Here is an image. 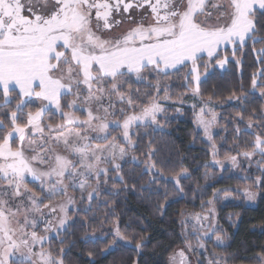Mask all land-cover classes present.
<instances>
[{
	"label": "snow or ice",
	"instance_id": "6c2138e0",
	"mask_svg": "<svg viewBox=\"0 0 264 264\" xmlns=\"http://www.w3.org/2000/svg\"><path fill=\"white\" fill-rule=\"evenodd\" d=\"M123 25L127 27L117 31ZM261 33L264 0H0V264H66L68 249L54 251L50 234L67 230L70 211L87 214L103 193L107 205V197L127 188L124 164L142 142L147 159L133 155L131 160L152 174L150 184L160 176L184 192L181 180L187 179L188 169L164 177L155 159L160 148L153 133L165 131L159 118L174 102V74L185 89L179 97L199 100V111L197 104L191 107L197 128L211 145L213 165L223 170L228 161L236 169L243 158L250 167L260 157V174L241 177L252 181L242 192L255 201L258 189H264V105L252 109L246 121L243 111L236 112L230 122L237 121V152L218 159L216 102L203 96L201 84L213 62L224 68L231 59L240 66L251 47L260 65L251 75V91H233L227 100L246 109L250 95L264 98ZM56 115L58 121L53 120ZM141 127L151 132H137ZM117 128L121 132L112 136ZM249 136L253 139L242 140ZM109 180L124 188L104 187ZM33 183L36 187H30ZM167 197L165 190V201ZM204 203L211 207L181 220L184 248L170 254V264H191L192 253L207 252L203 238L213 232L216 245L225 246L217 232L214 201H202V207ZM157 209L162 214L164 205ZM89 219L95 220V214L85 215L82 222ZM189 222L196 245L188 239ZM110 231L113 239L105 252L119 241L134 244L137 251L144 246L145 237L134 241L118 221ZM100 238L95 232L85 237L93 243ZM229 258L213 251L197 264H228ZM252 259L264 264V250Z\"/></svg>",
	"mask_w": 264,
	"mask_h": 264
},
{
	"label": "trees",
	"instance_id": "16d2710c",
	"mask_svg": "<svg viewBox=\"0 0 264 264\" xmlns=\"http://www.w3.org/2000/svg\"><path fill=\"white\" fill-rule=\"evenodd\" d=\"M261 46L256 45L257 48ZM240 55L238 52L237 56ZM242 60V65L237 66L230 59L223 70L218 69L213 62L211 72L201 84L203 96L205 98L211 96L220 104L218 129L214 134L219 158H224L226 154L235 155L237 152V149L233 148L236 136L233 129L237 121L230 122L236 112L243 111L246 121L252 109L259 111L261 105H264V98L258 93L249 96L246 109H242L235 101L227 100L233 91L238 95L242 91L244 93L251 91V75L260 65L256 63L251 47L245 50ZM171 79L174 83L170 92L173 100H176L185 89L180 86L176 74ZM133 87L140 88L141 91L146 89V85L143 84H134ZM166 109V113L160 118L165 131L153 133L155 143L160 148L155 159L157 167L163 170L164 177L173 176L181 168L188 169L187 179L181 180L184 192L180 193L176 190L173 180L160 176L155 177L157 181L155 184H150L153 176L150 173H143V163L135 165L132 170L126 167L124 176L127 188L118 195L107 197L110 201L107 205L102 202L107 196L103 193L99 200L93 201L92 210L87 214L74 212L67 230L51 240L52 247L59 249L63 246L68 249L66 264H133L134 261L136 264H164L168 254L179 242L174 215L178 211L180 201L184 202L185 208L198 210L202 207V201L213 199L214 190H220L217 195L232 193L252 182L241 177L250 173L254 178L260 174L254 166L256 161L260 160L259 156L253 158L250 167L246 160L240 158L239 168L226 167L223 170L214 168L210 164L209 146L195 127L193 111L188 107H182L180 112H177L173 106ZM243 126L241 124V127ZM136 131L151 132V129L141 127ZM148 138L144 137V141ZM244 139L251 140L253 137H242V140ZM241 147H244L243 143ZM134 151L141 161L147 159L142 155L143 142ZM261 163H264V160H261ZM113 184L118 188H124V185L115 180H109L104 187L111 189ZM165 190L168 193L167 201L164 198ZM258 191L259 195L252 205L242 202L238 205L216 207L218 229L221 230L225 244L220 251L222 254L230 255L228 261L231 264H254L252 258L264 246V189ZM158 204L164 205L162 214L157 209ZM206 204L204 203L203 206ZM105 213H108L107 216ZM231 213L234 215L233 218L236 217L237 222L230 225L226 218ZM93 214L96 216L95 220L82 222L85 215L91 217ZM116 219L121 231L132 237L134 241L141 237L146 238L144 246L139 251L133 246L122 245L120 242L111 250L103 251L113 239L110 230ZM93 232L98 237L104 238L97 239L95 243L85 239ZM61 239L64 241L63 245L60 244ZM89 252L92 253L91 257L88 256Z\"/></svg>",
	"mask_w": 264,
	"mask_h": 264
},
{
	"label": "rangeland",
	"instance_id": "374dc122",
	"mask_svg": "<svg viewBox=\"0 0 264 264\" xmlns=\"http://www.w3.org/2000/svg\"><path fill=\"white\" fill-rule=\"evenodd\" d=\"M124 27H127V25H123L121 27V29H117V31H120L122 30V28ZM218 69L220 70H223L224 68H220L219 66H216ZM211 69H212V66L210 65L208 67V70H207V74L211 72ZM201 71L203 72L204 71V68L203 66L201 67ZM205 77H202V80L204 79ZM180 99L183 100V103L180 102ZM174 102H169L166 107H169V106H173L175 107V109L179 108L181 110L182 107H188L190 108L192 111V107L191 105L192 104H197V108L195 111H199V100L198 99H193L191 95H187V96H184L182 98H178L176 100H173ZM220 108V104L219 103H216L215 104V111L218 113V109ZM193 114H194V111H193ZM161 118V117H160ZM159 118V119H160ZM60 118L58 115L54 116L53 117V120L54 121H58ZM194 123H195V120H194ZM162 124V123H161ZM163 125V124H162ZM195 127L196 129L201 133L202 135V138L203 140L208 144L209 146V154H210V164L214 167V168H217L219 170H221V168L217 165H213L211 163L212 161V155H211V145L209 142L206 141V139L203 137V132L201 129H198L197 128V125L195 123ZM217 129H218V121H217V126L213 129V136L214 134L217 132ZM121 132V129L117 128V129H113L111 130V134L112 136H117L119 135V133ZM111 138V137H110ZM103 142V141H101ZM135 155V151L134 150H130L129 151V156H128V160H127V163L124 164V169L123 171L125 172V168L128 167L132 170V168L135 167V165H138L137 163L133 162L131 160V156ZM136 156V155H135ZM218 159H223V158H219V156L217 157ZM241 160V159H240ZM141 164V163H139ZM144 165V164H143ZM256 168H257V165L255 163L254 165ZM226 167H231V164L230 162L226 161L225 162V168ZM232 168V167H231ZM114 175V174H113ZM116 181V180H115ZM119 182V181H118ZM92 183H95V181H92ZM30 187H36V184H30ZM38 187H37V191H38ZM71 192V190H70ZM76 195L78 196V193H76ZM228 196L227 199H224L225 196ZM213 201H214V205H215V210H216V207L219 205V206H227V205H238L242 202H244L245 204L247 205H252L254 203V201H249L247 200V198L243 195V192H242V189L241 191H237V190H234L232 193H224V194H220V195H216L215 197H213ZM211 206L206 204L205 206L201 207V208H198V210H189L187 208H185V205H184V202L180 201V203L178 204V211L175 213L174 215V219H175V227H176V230H177V233L179 235L178 239H179V242L177 243V246L168 254L167 258L165 259V262L164 264H170L169 262V256L171 253L175 252L177 249H180V248H184V237L182 235V227H181V220L184 219L188 214L190 213H193V212H204L206 211L208 208H210ZM75 211H70L69 212V217H70V220H71V217L73 215ZM234 215H232V213L226 218V221L228 222V224H233V223H236L237 220H236V217L233 218ZM215 218L216 220L218 221V217H217V213L215 211ZM117 219L114 221L116 222ZM114 222L112 224H114ZM189 232H188V239L191 241V243L193 245H196L197 243V239L198 237L196 235H193L192 234V231H191V222H189ZM63 231H61L60 233H62ZM217 232L222 236L221 234V230L218 229V226H217ZM59 233V234H60ZM51 240L53 238H57V234L55 232L51 233ZM215 235H216V232H213V233H210L208 237H204L203 238V242L206 244V247H207V252H204L203 250H201V252H203V255H201L200 253H192L190 256H189V259L191 260V264H197V261L200 260V259H208L210 258V254L214 251L216 253H220L222 254V252L220 251V249L222 247H218L215 243ZM113 237V236H112ZM122 245H126V246H133L134 247V244H126L125 242L123 241H119ZM51 243V246H52V241H50ZM53 250H57L54 246L52 247ZM264 250V246L261 248V251ZM228 264H231L229 261H228ZM254 264H256V262H254Z\"/></svg>",
	"mask_w": 264,
	"mask_h": 264
}]
</instances>
